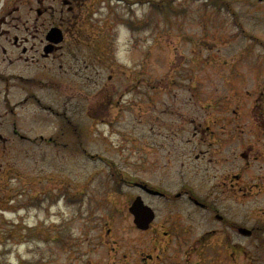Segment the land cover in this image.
<instances>
[{"label": "flooded vegetation", "instance_id": "1", "mask_svg": "<svg viewBox=\"0 0 264 264\" xmlns=\"http://www.w3.org/2000/svg\"><path fill=\"white\" fill-rule=\"evenodd\" d=\"M100 1L0 0V202L20 200L30 189L45 193L36 162L69 160L76 154L78 121L102 124L98 139L123 166L114 172L109 164L115 161L106 163L113 191L130 175L126 160L135 172L145 165L158 179L133 175L136 194L153 211L149 227L136 229L164 243H197L194 252L201 258L215 254L216 264H240L239 256L246 264L252 257L264 261V53L246 59L243 47L237 58L231 47L232 58L197 65L182 59L178 71H186L177 77L176 59L160 60L163 70L152 65L144 84L140 45L126 50L135 58L120 59L116 30L92 21ZM237 31L236 39L246 33ZM242 57L249 62L240 64ZM205 62L217 63V72L192 86L187 80ZM127 66L140 68L128 75ZM141 83L160 95H149L145 108V94L124 101L129 88ZM200 85L195 111L187 92L195 95ZM172 107L181 123L163 114ZM164 174L176 185L165 184ZM243 244L257 245L238 251Z\"/></svg>", "mask_w": 264, "mask_h": 264}, {"label": "rangeland", "instance_id": "2", "mask_svg": "<svg viewBox=\"0 0 264 264\" xmlns=\"http://www.w3.org/2000/svg\"><path fill=\"white\" fill-rule=\"evenodd\" d=\"M101 1L98 6L102 9H97V18H93L92 21L96 25L112 26L116 30L117 38L119 37L117 43H120L123 49L134 44L140 45L143 52L140 67H144L147 80L151 79L149 73L153 63L159 66L158 71L163 70L160 59H173V57L174 60L176 59L172 68L173 76L177 77L186 71L184 68H182L184 72L178 71L177 66L184 64L179 62L182 59L186 61L194 59L197 61L194 65H197L198 62L201 63L209 57L210 60H215V57L231 58L233 57L229 52L231 47L237 50V58L245 53V50L238 51L243 47L248 53L246 59L256 58L257 55L264 53V45L261 43V40H264V0H226V3L222 0V4L216 0ZM90 16L92 13L89 14ZM240 27H243L246 33L236 39L233 34L238 32ZM184 33L189 34L188 38L193 42L186 39V36L182 37ZM227 33L229 35L225 37ZM135 34L137 36H134ZM230 35L234 39H230ZM226 40L229 42L222 44ZM153 43L158 44L148 45ZM175 46H178V51ZM149 48V53H146L148 54L146 59L149 61H146L144 55ZM171 48L176 54L170 50ZM136 56V54L129 56L127 52L125 58ZM123 57V53H120V59ZM245 58L242 57L239 63H248L249 60ZM203 64L201 68L198 66L199 70L193 75L194 79L187 80L192 86L197 84L198 78L217 72V63ZM140 67L128 66V75L130 70L138 71ZM142 83L145 84L143 78ZM162 85L166 86V83L163 82ZM181 85L183 86L184 83ZM202 90L203 85H200L195 95L192 90L187 92L196 102L195 111L198 109L197 101ZM148 91L150 89L147 90L145 85H138V88L125 93L124 101L145 94V99L142 100L143 107H148L151 102L149 95H153L154 99L160 97L158 92ZM177 91L180 93L182 89ZM163 97H166L165 94ZM180 99L181 96L178 97V100ZM163 114L172 118L175 116L178 123L182 122V117L173 107ZM78 128L80 136L76 147V161L62 159L60 165L62 171L57 167L59 162L54 165L46 158L41 162L44 173H49L50 178L54 177L52 183L46 177V185L50 184L48 186L50 188L45 193H35L32 192L34 189H30L31 192L25 191L26 193L24 192L21 197L19 195L21 201L18 197H14L13 203L0 202V264L217 263L215 254L205 258L198 256L194 252L197 243L173 242L166 246V243L155 239L153 234L151 237H146L147 232L134 229L133 215L128 207L137 193L136 188L129 184L120 185L113 193L110 179H105L108 173L106 169L109 171L110 166L114 165V172H118L123 166L118 155L112 156L109 153L110 147L105 145L103 140L98 139L104 126L102 124L92 126L90 122L82 124L78 121ZM132 146L130 145V148ZM51 151L54 153V150ZM61 151L67 152L69 148L61 147ZM127 151L129 150H126V153ZM132 155L134 157H131L130 161L133 162L137 154L132 152ZM56 159L58 161L59 158ZM108 160L115 162H111L108 166L106 164ZM30 164L33 165L31 161ZM124 164L131 175L139 174L158 182L155 176L151 177L147 166H135L137 169L135 172L134 167L127 160ZM171 177V174H164L166 178L164 183L169 187L177 183V180ZM177 202L185 201L183 198H178ZM14 205L16 208H10ZM108 227L112 231L110 235L106 233ZM251 245L257 244H245V247L250 250ZM155 246L163 249V252L159 248L156 249L158 257L154 255ZM148 254L158 259L147 258ZM242 257H238V262L246 264L248 259ZM250 261L252 264L264 263L254 257Z\"/></svg>", "mask_w": 264, "mask_h": 264}, {"label": "water", "instance_id": "3", "mask_svg": "<svg viewBox=\"0 0 264 264\" xmlns=\"http://www.w3.org/2000/svg\"><path fill=\"white\" fill-rule=\"evenodd\" d=\"M130 210L135 215V222L140 227H147L149 221L152 219L153 213L149 206L145 205L141 197L134 200Z\"/></svg>", "mask_w": 264, "mask_h": 264}]
</instances>
